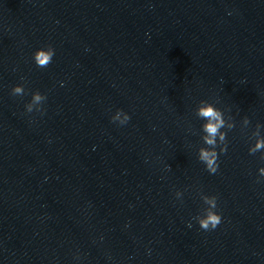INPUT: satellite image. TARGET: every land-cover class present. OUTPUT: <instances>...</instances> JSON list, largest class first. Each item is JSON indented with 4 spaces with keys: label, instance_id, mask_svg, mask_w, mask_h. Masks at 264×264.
Here are the masks:
<instances>
[{
    "label": "water",
    "instance_id": "95a60500",
    "mask_svg": "<svg viewBox=\"0 0 264 264\" xmlns=\"http://www.w3.org/2000/svg\"><path fill=\"white\" fill-rule=\"evenodd\" d=\"M257 131L264 55L225 0H0V264H264Z\"/></svg>",
    "mask_w": 264,
    "mask_h": 264
},
{
    "label": "clouds",
    "instance_id": "9594fccd",
    "mask_svg": "<svg viewBox=\"0 0 264 264\" xmlns=\"http://www.w3.org/2000/svg\"><path fill=\"white\" fill-rule=\"evenodd\" d=\"M54 55V49L49 46L47 48L41 47L37 49L34 53V60L38 67L46 68L51 62ZM24 88L17 84L13 87V95H23ZM46 99L42 96L39 91H35L32 94V103H39L41 100ZM27 111H32V104L27 105ZM197 115L205 121L202 125L203 132V141L207 147H202L199 151V159L204 162L207 170L210 173H216L218 170V152H217V138H219L220 144L223 145L219 148L220 152L227 151V134L221 132V129L225 127V121L223 119L222 112L214 107L211 103H205L199 107ZM120 112H117L115 118H112L113 121L118 119ZM130 119L127 113L124 114L123 119L120 120V124H125ZM248 123L247 118L245 119V124ZM229 129L234 127V125L229 124ZM259 127V126H258ZM257 139L254 146L249 147L250 154H256L261 152V158L264 159V137L259 135V131L256 133ZM259 173L261 176H264V167L259 168ZM204 203L208 206L205 214L202 216L195 217L198 220L199 225L204 230L215 229L221 222V215L215 209L217 208V198L212 196L203 197ZM189 227L191 224L189 223Z\"/></svg>",
    "mask_w": 264,
    "mask_h": 264
}]
</instances>
